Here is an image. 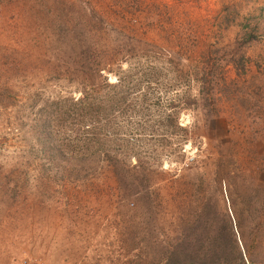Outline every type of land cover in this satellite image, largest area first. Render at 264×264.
I'll return each instance as SVG.
<instances>
[{
  "label": "rangeland",
  "instance_id": "374dc122",
  "mask_svg": "<svg viewBox=\"0 0 264 264\" xmlns=\"http://www.w3.org/2000/svg\"><path fill=\"white\" fill-rule=\"evenodd\" d=\"M0 264H264V0H0Z\"/></svg>",
  "mask_w": 264,
  "mask_h": 264
},
{
  "label": "trees",
  "instance_id": "16d2710c",
  "mask_svg": "<svg viewBox=\"0 0 264 264\" xmlns=\"http://www.w3.org/2000/svg\"><path fill=\"white\" fill-rule=\"evenodd\" d=\"M100 70H101V69H100ZM98 72H99V71H98ZM106 73H110V71H109V70H106ZM102 79H103L102 81L105 82V85H108V84L106 83V77H103Z\"/></svg>",
  "mask_w": 264,
  "mask_h": 264
}]
</instances>
